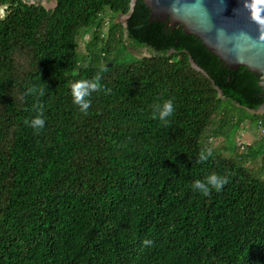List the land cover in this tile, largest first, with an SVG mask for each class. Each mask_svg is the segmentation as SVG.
Wrapping results in <instances>:
<instances>
[{"label": "trees", "instance_id": "obj_1", "mask_svg": "<svg viewBox=\"0 0 264 264\" xmlns=\"http://www.w3.org/2000/svg\"><path fill=\"white\" fill-rule=\"evenodd\" d=\"M55 2L0 0V264H264L261 76L143 0ZM101 64L85 115L69 84ZM211 173L220 191L191 187Z\"/></svg>", "mask_w": 264, "mask_h": 264}, {"label": "water", "instance_id": "obj_2", "mask_svg": "<svg viewBox=\"0 0 264 264\" xmlns=\"http://www.w3.org/2000/svg\"><path fill=\"white\" fill-rule=\"evenodd\" d=\"M143 2L150 9L151 16L161 20L168 18L170 24H178L185 33L200 38L207 49L229 68L243 65L261 76L258 84L264 95V0ZM134 3L135 0H131L130 11ZM126 17L128 14L122 15L123 24ZM190 63L197 70L203 71L193 60L190 59ZM218 94L222 96L220 90ZM258 110L264 111V101Z\"/></svg>", "mask_w": 264, "mask_h": 264}, {"label": "clouds", "instance_id": "obj_3", "mask_svg": "<svg viewBox=\"0 0 264 264\" xmlns=\"http://www.w3.org/2000/svg\"><path fill=\"white\" fill-rule=\"evenodd\" d=\"M107 71V66L104 64H101L99 67V71L96 76H94L92 79H80V80H74L70 82L69 88L72 96L73 103L78 106L79 111L85 115L88 113V109L91 107V101L90 97L93 92H97L101 90L100 85V79L101 75L100 73H103ZM37 91H39L40 95H43V89L37 90L36 88H30L28 89L29 93L35 94ZM105 91H108L105 89ZM36 110V115L29 121L25 120V124L32 127L35 131H39L44 127L45 120L43 118V106L42 105H36L34 106ZM154 115L158 114L159 119L161 121L167 122V118L173 114L174 107L173 102L171 100H166L163 102V104H154L152 106ZM212 155L211 149L205 152H201L199 154V161H205L208 159L209 156ZM228 182L227 177H222L217 175L216 173H211L208 176H206L204 181L201 180H195L191 187L194 190H199L203 195L208 196L210 195L211 189H215L216 191H220L223 186ZM145 245H150L152 241L145 240L143 241Z\"/></svg>", "mask_w": 264, "mask_h": 264}, {"label": "rangeland", "instance_id": "obj_4", "mask_svg": "<svg viewBox=\"0 0 264 264\" xmlns=\"http://www.w3.org/2000/svg\"><path fill=\"white\" fill-rule=\"evenodd\" d=\"M28 1H39L40 3H42L43 5H45L46 7H53L55 4V0H28ZM3 7L0 6V16L3 15ZM108 16V15H107ZM115 21H121L122 22V15H119L118 17H116L114 19ZM88 38V34H84L81 38H80V44L82 46V42H84V40H86ZM132 53L134 55L140 56L141 54L136 52V51H132ZM144 54V53H143ZM260 110H258L257 112H259ZM244 127H242L239 130L238 133V137L237 140L238 142H243V143H249L251 142L253 139H255L259 134H260V130L259 129H255L252 126L248 125V123H244L243 124ZM221 138L219 139H215L213 140V145H218L221 141Z\"/></svg>", "mask_w": 264, "mask_h": 264}, {"label": "built area", "instance_id": "obj_5", "mask_svg": "<svg viewBox=\"0 0 264 264\" xmlns=\"http://www.w3.org/2000/svg\"><path fill=\"white\" fill-rule=\"evenodd\" d=\"M261 130L263 131V127H261Z\"/></svg>", "mask_w": 264, "mask_h": 264}]
</instances>
